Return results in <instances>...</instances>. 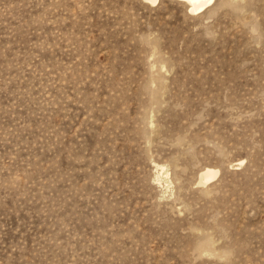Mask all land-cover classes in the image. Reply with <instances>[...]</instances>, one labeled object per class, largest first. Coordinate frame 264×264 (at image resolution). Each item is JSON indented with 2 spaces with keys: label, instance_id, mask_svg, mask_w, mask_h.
<instances>
[{
  "label": "rangeland",
  "instance_id": "374dc122",
  "mask_svg": "<svg viewBox=\"0 0 264 264\" xmlns=\"http://www.w3.org/2000/svg\"><path fill=\"white\" fill-rule=\"evenodd\" d=\"M187 10L0 0V264H264V0Z\"/></svg>",
  "mask_w": 264,
  "mask_h": 264
},
{
  "label": "bare ground",
  "instance_id": "6f19581e",
  "mask_svg": "<svg viewBox=\"0 0 264 264\" xmlns=\"http://www.w3.org/2000/svg\"><path fill=\"white\" fill-rule=\"evenodd\" d=\"M149 4H157L161 0H145ZM184 3L188 8V13L193 15L200 14L207 8H209L215 0H174ZM219 172L214 169H203L199 173L198 177V186H206L212 183L216 177L218 176Z\"/></svg>",
  "mask_w": 264,
  "mask_h": 264
}]
</instances>
